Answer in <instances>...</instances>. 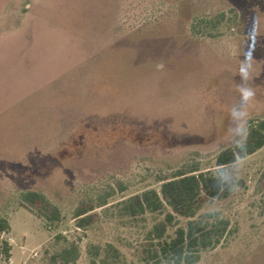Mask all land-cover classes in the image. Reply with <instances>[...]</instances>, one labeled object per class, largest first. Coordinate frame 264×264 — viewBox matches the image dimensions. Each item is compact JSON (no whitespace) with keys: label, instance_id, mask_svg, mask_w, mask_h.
Here are the masks:
<instances>
[{"label":"rangeland","instance_id":"374dc122","mask_svg":"<svg viewBox=\"0 0 264 264\" xmlns=\"http://www.w3.org/2000/svg\"><path fill=\"white\" fill-rule=\"evenodd\" d=\"M249 46L245 138L264 119V0H0V215L10 224L0 264H66L72 246L74 264H154L143 260L148 232L171 209L124 205L177 171H214L240 143L230 112ZM223 178L218 197L175 215L166 234L226 225L185 264H264V146ZM89 205L78 227L75 211Z\"/></svg>","mask_w":264,"mask_h":264},{"label":"trees","instance_id":"16d2710c","mask_svg":"<svg viewBox=\"0 0 264 264\" xmlns=\"http://www.w3.org/2000/svg\"><path fill=\"white\" fill-rule=\"evenodd\" d=\"M244 149L238 145L220 151L215 158V170L200 171L196 168L186 171L180 170L172 176L161 179L159 192L147 190L133 196L126 201L124 210L136 214L145 211L160 212L168 206L172 212H166L164 218L156 222L148 232L150 243L143 250L145 255L143 260L154 264H185L191 263L195 253L200 247L209 245L214 236L215 243L225 231L226 225L219 230H202L191 221L186 228L177 226L174 235H167L169 226L174 225L175 215L182 217H193L206 197H218L226 187L223 178L224 170L227 166L235 163L238 158L251 155L264 146V119L252 120L249 123L248 134L244 140ZM24 200L32 205H36L51 213L50 216L57 215V209L50 205L39 193L27 192ZM94 206L80 207L75 211L78 227L88 222V212ZM227 224V223H225ZM10 230V224L5 216L0 215V255L5 259L10 256V245L2 240V234ZM154 241V242H153ZM77 249L75 246L64 249L59 257L66 264L75 263Z\"/></svg>","mask_w":264,"mask_h":264},{"label":"clouds","instance_id":"9594fccd","mask_svg":"<svg viewBox=\"0 0 264 264\" xmlns=\"http://www.w3.org/2000/svg\"><path fill=\"white\" fill-rule=\"evenodd\" d=\"M252 50L253 47L249 46V50L243 53V59L238 65V75L240 78V84L237 86V91L239 93V107H233L231 109L230 115L232 120L235 123V127L233 128V132L237 137L240 138V143L238 144L241 149H244L245 140V126L248 122V111L247 105L249 101H251L255 92L251 86H249V81L251 79V69L252 65Z\"/></svg>","mask_w":264,"mask_h":264}]
</instances>
